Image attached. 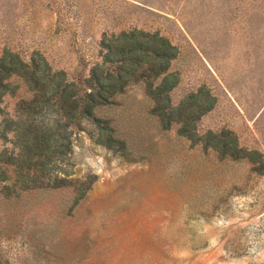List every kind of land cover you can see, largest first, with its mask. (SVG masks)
Here are the masks:
<instances>
[{
    "label": "rangeland",
    "instance_id": "1",
    "mask_svg": "<svg viewBox=\"0 0 264 264\" xmlns=\"http://www.w3.org/2000/svg\"><path fill=\"white\" fill-rule=\"evenodd\" d=\"M131 29L176 46L172 106L199 88L214 97L197 134L231 130L256 154L221 157L164 129L130 84L95 109L112 132L73 129L59 187L0 193V264H264V0H0V55H38L69 80L89 74L104 34ZM23 91L3 98L8 116Z\"/></svg>",
    "mask_w": 264,
    "mask_h": 264
},
{
    "label": "trees",
    "instance_id": "2",
    "mask_svg": "<svg viewBox=\"0 0 264 264\" xmlns=\"http://www.w3.org/2000/svg\"><path fill=\"white\" fill-rule=\"evenodd\" d=\"M100 59L86 76L69 80L62 70H52L47 61L34 55L24 60L17 53L4 50L0 55V136L11 139L14 149L0 151V182L2 197L18 196L33 189H56L62 178L56 175V160L66 158L71 150L70 134L82 129L83 119L109 130L107 119L95 109L114 101L116 95L134 83H142L151 100L150 113L158 117L163 128L179 125V134L193 142L201 141L221 157L250 160L255 151L238 145L236 135L228 129L198 135L195 123L214 104V97L204 88L192 92L172 106L170 92L178 76L170 72L176 46L156 32L131 29L104 34L99 43ZM24 88L16 103V115L10 117L1 107L3 98ZM51 113L56 119L49 125L38 117ZM12 134V138L8 134ZM108 140L125 145L113 134Z\"/></svg>",
    "mask_w": 264,
    "mask_h": 264
}]
</instances>
